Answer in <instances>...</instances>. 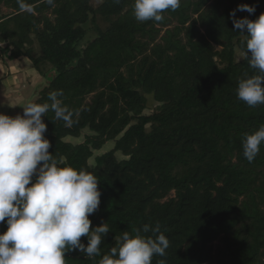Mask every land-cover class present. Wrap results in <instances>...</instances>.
I'll return each instance as SVG.
<instances>
[{
  "label": "trees",
  "instance_id": "trees-1",
  "mask_svg": "<svg viewBox=\"0 0 264 264\" xmlns=\"http://www.w3.org/2000/svg\"><path fill=\"white\" fill-rule=\"evenodd\" d=\"M25 2L30 10L0 0V44L44 78L28 103L63 91L71 123L46 113L49 152L97 177L91 228L110 230L100 256L75 250L66 264H98L124 231L152 236L145 224L170 242L151 264H264V143L251 163L242 146L264 124V105L236 96L254 70L237 60L246 32L230 18L247 4L255 13L236 18L257 19L264 0H181L159 22H137L134 0Z\"/></svg>",
  "mask_w": 264,
  "mask_h": 264
},
{
  "label": "clouds",
  "instance_id": "clouds-1",
  "mask_svg": "<svg viewBox=\"0 0 264 264\" xmlns=\"http://www.w3.org/2000/svg\"><path fill=\"white\" fill-rule=\"evenodd\" d=\"M17 2L22 10H30L25 0ZM46 3L52 5L54 0ZM180 5L181 0H134L133 15L137 22H159L165 11H176ZM237 11L253 14L256 8L241 4L230 13L234 28L246 32L242 55L254 70L239 80L236 96L254 108L264 105V13L250 20L237 19ZM61 96L63 91L58 90L49 93L51 103L29 102L23 115L0 114V223L7 225L0 234V264H66L65 254L75 250L87 258L100 256V245L110 231L107 223L91 228L89 215L98 210L101 196L97 177L85 169L61 166L63 158L57 160L49 152L46 113L52 111L54 119L71 123L72 112ZM262 143L264 124L244 134L243 155L249 163ZM142 231L153 235L124 231L98 264H151L154 256L165 257L170 242L159 225L145 224ZM81 237L87 238V246Z\"/></svg>",
  "mask_w": 264,
  "mask_h": 264
},
{
  "label": "rangeland",
  "instance_id": "rangeland-1",
  "mask_svg": "<svg viewBox=\"0 0 264 264\" xmlns=\"http://www.w3.org/2000/svg\"><path fill=\"white\" fill-rule=\"evenodd\" d=\"M172 28V27H171ZM3 45L0 44V49L2 51H0V67L3 70V73L0 75V79L5 77V80L10 79V77H12V75L17 74L20 69L14 67L11 64V61L9 60V53L7 51H5L3 49ZM243 55L241 52L238 53L237 55V60H241L243 59ZM25 73H23L24 75H22V81H20L16 87L19 90L17 92L18 98L19 97H25V99L27 100L20 108H15L14 111L12 112V116L15 117V114L21 110H23V107L26 106V104L28 103V101H30L32 99V97H34V94L37 93V87L40 86L43 82H44V78H42L40 75H38V73L34 70V72L32 71H23ZM1 82V80H0ZM92 96L88 97V102L91 101ZM155 103L153 102L152 99H150L149 102V109L146 111V114H151L153 112V108H154ZM1 109V108H0ZM68 141H73L75 143H80L83 141V138L80 140H72V139H68ZM111 146V145H110ZM109 146V148H110ZM108 147V146H106ZM108 149V148H107ZM215 245H218V242L215 243Z\"/></svg>",
  "mask_w": 264,
  "mask_h": 264
},
{
  "label": "crops",
  "instance_id": "crops-1",
  "mask_svg": "<svg viewBox=\"0 0 264 264\" xmlns=\"http://www.w3.org/2000/svg\"><path fill=\"white\" fill-rule=\"evenodd\" d=\"M20 69L17 74L12 75L10 79H3L0 82V114H5L12 117V112L15 108H20L27 100L25 97L16 96L19 91L16 85L22 81V75H24L23 71H33L34 69L31 67L30 63L27 60H14L11 61L10 65ZM3 73L2 68L0 67V75Z\"/></svg>",
  "mask_w": 264,
  "mask_h": 264
},
{
  "label": "water",
  "instance_id": "water-1",
  "mask_svg": "<svg viewBox=\"0 0 264 264\" xmlns=\"http://www.w3.org/2000/svg\"><path fill=\"white\" fill-rule=\"evenodd\" d=\"M91 18H92V16H91Z\"/></svg>",
  "mask_w": 264,
  "mask_h": 264
}]
</instances>
